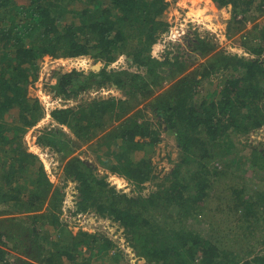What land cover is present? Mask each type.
Returning <instances> with one entry per match:
<instances>
[{"label": "trees", "instance_id": "1", "mask_svg": "<svg viewBox=\"0 0 264 264\" xmlns=\"http://www.w3.org/2000/svg\"><path fill=\"white\" fill-rule=\"evenodd\" d=\"M24 1L0 0V61L5 63L0 66V200L12 196L15 201L24 197L20 194L21 186L13 185L14 182L36 164L38 172L35 190L29 199L20 198L14 208H0V264H12L6 260L11 248H3L8 247L7 243L20 252L25 251L26 242L20 240L22 237L35 245L39 253L36 259L46 264H64V254L73 264H82L90 256L87 255L85 261H78L77 252H81L85 246L94 249V242L85 240V237L89 241L95 239L94 234L88 232H81L70 243L60 242L51 247L47 234L44 235L46 243L40 239L36 225L42 220L43 223L49 221L56 230L63 226L57 211L62 202L61 191L54 187L39 157L29 151L22 141L26 129L36 124L43 115L39 101L27 96L26 84L30 73L34 79L38 77L39 62L47 54L54 57L90 55L104 64L98 72L92 71L89 75L77 69L60 72L55 85L59 94L70 96L75 92L74 86L83 90L93 83L103 85L109 81L127 91L129 98L125 101L115 97L100 98L77 107L67 105L55 108L51 112L54 119L68 124L76 134L86 132L88 137L96 136L102 132L106 122H112L109 124L112 127L101 133L104 139L100 142L107 148L106 164L110 165L111 170L133 179L139 188L146 181L157 179L152 172L150 159L145 156L138 159L136 156L144 145L158 141V132L151 128V123L140 120L144 112L137 106L144 100H149L148 103L161 112L168 128L176 134L177 145L188 156L184 161L199 165L198 170L192 171L190 167L186 170L189 172L185 177L188 180L183 183L182 162H178L160 181H153L155 187L148 196L139 194L129 197L107 187L104 180H100V186L95 185L92 181L93 171L81 158L71 156L64 169L67 176L79 182V209L94 206L99 213H108L120 220L132 238L139 241L134 245L142 250L151 264H264L263 249L256 251L255 248L258 240L249 242L248 248L220 247L201 230L185 231L184 225H158L155 218L151 220L145 215L150 213L148 208L159 206L164 200L179 204L180 214L184 213L185 216L196 214V211L202 213L204 206L199 204V200L215 199L207 191L212 186L210 178L228 176L225 184L233 187L231 196L234 198L225 199L227 209L238 211L237 208H243V226L250 228V234L253 233L251 226L254 222L264 227V188H257L254 192L239 177L244 171L252 169L254 176L257 175L255 178H259L264 169V151L255 149L252 155L236 158L233 170L229 163L226 168L227 162L223 160L232 147V140L225 139L229 128L247 133L264 124V112L258 107L264 93V25L256 22L264 14V0H212L219 8L232 7L237 24L233 23L230 31L245 29L247 21L254 22L249 35L258 39L251 47L257 58L221 54L203 71L199 67L189 70L184 61L158 62L152 53L153 46L159 41L157 31L165 32L169 26L168 22L159 19L168 7V0ZM201 41L200 47L205 53L213 50L214 47L208 46L205 40ZM125 63L136 65L137 70L126 69ZM162 63H171L170 75L175 77L180 73L181 76L168 88L155 94L154 86L162 85L157 71ZM99 67L100 64L94 65L96 69ZM139 69H144V72ZM221 69H228L230 77L215 88L220 97L202 99L201 111L198 112L197 105H192L191 100L193 93L199 91L200 79H206L212 71ZM146 75H152V81L147 80ZM93 76L96 78L93 79ZM21 78L23 83L20 82ZM14 108L19 109V114L8 119L6 114ZM252 109L260 113L246 123L249 116L244 112L250 113ZM120 120L123 122L114 125ZM38 141L60 149V141L58 143L52 134L41 135ZM220 159L224 162L221 169L214 165ZM192 190H195L193 194ZM223 198L221 196L217 200L222 201ZM45 199L48 203L43 209L42 200ZM218 207L223 208L220 203ZM23 212L27 216L18 219L27 218L31 222L24 223L27 226L16 235L17 224L10 225L7 221ZM181 216L184 217L183 214ZM137 233L139 237H136ZM5 238L9 239L8 242ZM96 247L101 248V245L96 244Z\"/></svg>", "mask_w": 264, "mask_h": 264}, {"label": "rangeland", "instance_id": "2", "mask_svg": "<svg viewBox=\"0 0 264 264\" xmlns=\"http://www.w3.org/2000/svg\"><path fill=\"white\" fill-rule=\"evenodd\" d=\"M25 2L24 0H17ZM86 2V0H84ZM167 2V1H166ZM172 2V4H171ZM168 2V7L166 11L159 17L160 20H165L168 22V29L163 32L158 30L159 41L153 46L152 53L158 62H165L170 60V62L178 60L184 61L188 66L189 70H193L195 67H199L203 71L212 62L217 61L221 54H227L229 56H240L244 58H257L253 54L251 47L255 46L258 41L256 38H252L249 35V31L252 28L254 22L247 21L245 29L242 30H232L231 25L237 24L232 12V7H217L211 0H171ZM185 2V3H184ZM196 2L201 8H195ZM207 2V3H206ZM78 4V3H76ZM76 4H74L75 8ZM193 5V9L186 6ZM207 4V8L205 5ZM84 5V4H83ZM175 11H178L174 13ZM196 18V21L191 23L190 18ZM186 18L188 21L187 26ZM239 18V16H237ZM171 21V22H170ZM256 22L259 25H264V14L260 15ZM185 24V25H181ZM184 27L182 33L179 30ZM205 40L208 46L214 47L211 52L205 53L201 49L202 41ZM247 42V43H245ZM146 54V53H145ZM264 59V54L262 55ZM1 62V61H0ZM39 73L37 78H33L30 73L29 82L26 84L27 96L31 99H37L42 106L43 115L38 120V122L26 129L24 132L22 141L24 146L35 153L39 157V162L43 164L48 176L53 181L54 187L61 191L62 202L59 204L60 208L57 210L60 213V220L62 227L60 229H54L53 225L46 221L36 222L38 230L40 232L39 237L43 241L44 235H48L47 241L50 243L51 247L53 244L70 243L75 236H78L81 232H88L94 234L95 239L89 241L88 237H85L87 242H94L93 248L85 246L81 252H77L76 259L78 261H85L86 256L89 255V259L82 264H151L145 255L142 254V250L137 249L134 245L135 242L139 244V241L132 238V235L127 232L126 227L120 220L114 219L113 215L101 214L95 207H88L87 209H79V201L81 199V194L78 189L79 182L71 176H67L64 166L71 156H78L82 159L83 163L88 166L93 171L92 181L95 185L100 186V180L106 182L107 187H112L115 192L129 197L142 195L148 196V194L154 189L155 184L153 181H160L166 172L173 170L174 166L178 162H182V182H186L188 179L189 172L186 171L189 167L192 171L198 170L199 165L196 162L188 163L184 161L188 158L187 154L180 150L176 143V134L173 130L169 129L167 122L161 112H158L148 103L149 100H144L137 107L143 109V116L140 120H147L151 123V128L158 132V141L154 144H146L144 148L137 152V158L142 156L150 159L152 165V172L157 175V179L153 181H146L139 188L133 179L126 177L116 171L111 170L110 165H107L106 161L108 157L106 156L107 148L101 145V136L104 134L105 130L112 127L111 123H105L102 127V132L96 136L88 137L86 132L81 135L76 134L74 130L67 124H63L58 120L54 119L51 112L55 108L71 106H80L82 104L88 103L94 99L100 98H111L115 97L118 99H123L124 101L129 98V95L125 89H121L113 81L104 83L103 85H97L93 83L89 88L79 89L78 86H74V94L70 96H64L59 94L55 88L58 82V74L62 71H68L72 69L82 70L87 75L92 71L98 72L102 67L103 63L101 61H96L90 55H79V56H69V57H54L49 54L44 55L39 62ZM4 61L0 63L3 66ZM100 64L99 69L94 68V65ZM125 68L136 71V65L125 63ZM161 65V66H160ZM157 67V71L160 74V80L162 85H155V94H158L163 89H166L174 82L177 77L181 74H177L175 77L170 75V70L173 66L171 63L160 64ZM25 70H28L26 65H23ZM144 72L142 69H139ZM233 70V68H232ZM228 69H221L220 71H212L210 77L206 79H200V86L198 87V92L193 93L192 105L196 106L198 112L201 111V100L209 97V100L218 99L220 97L219 93L215 92V88L221 86L224 79L230 77ZM145 74V73H144ZM147 80L152 81V75L145 76ZM96 77L93 76V79ZM20 82L23 83L24 80L21 78ZM126 104V103H125ZM137 107L135 109H137ZM258 107L259 110L264 112V93L262 98L259 100ZM19 109L14 108L6 114V117L13 118L19 114ZM260 112L252 109L250 113L244 112L249 118L246 119V123L257 117ZM253 114V115H252ZM10 115V117H9ZM127 116V115H126ZM125 118V117H124ZM83 122L86 123V120ZM123 120L116 121L115 124H119ZM109 126H108V125ZM113 125V126H114ZM108 130V129H107ZM228 136L225 139L232 140L231 153L228 152L227 157L223 156V160L227 162L226 168L231 164V169L234 167V162L238 157H244L252 155L256 149L258 152L264 151V124L256 129H250L247 133L233 131V128H229ZM103 133V134H101ZM44 134H52L53 138L60 141L59 147L57 149L50 143H41L38 138ZM92 137V138H91ZM89 139V140H87ZM226 141V140H225ZM145 143V142H144ZM239 147V148H238ZM238 148V149H237ZM65 155L66 157L64 158ZM222 159L215 162V166L219 169L224 167V162ZM104 163H103V162ZM38 163V164H40ZM229 163V164H228ZM233 170V169H232ZM248 170V169H247ZM254 170L249 169L244 171V174L239 176L241 181L246 182L247 186L256 191L257 188H264V169L262 174L255 178ZM38 165L30 168L26 171L24 175L14 182L13 185L21 186V196L18 199L12 198V196L4 198V201L0 200V208H14L15 202H18L20 198L23 200L29 199L31 192L35 190L34 184L37 177ZM211 177V176H210ZM239 178V181H240ZM227 177L212 176L210 178L211 187L207 188V191L215 197V199H208L202 202L199 200V204L203 205L202 213L190 214L185 216L184 213L182 217L180 214L181 207L176 202H169L164 200L159 206H151L148 208L150 213L148 215L151 220L156 219L158 225H170L178 227L184 225L185 231L189 230H201L202 233L209 234L212 241L218 244L220 247L231 246V247H249V242L253 243L254 240H258L256 251L260 248L264 251V240L263 233L264 227L261 224H254L251 226L253 233L250 234V228L243 226L244 218L242 216L243 208H237L238 211H230L227 209L226 200L233 199L231 196L233 192V187L229 184H225ZM231 184V183H230ZM99 189V187H96ZM17 193L18 191L15 190ZM14 192V193H16ZM192 194L195 190L191 191ZM63 193V195H62ZM224 196V200H217L218 197ZM43 209L47 206V199L42 200ZM221 201V202H220ZM218 203L223 207L222 209L218 207ZM136 208V207H135ZM182 212V211H181ZM15 214V213H10ZM10 216V215H9ZM16 218L8 220L7 222L12 225L17 224L18 230L15 229L18 234L27 224H30V220L18 219L20 216L26 217L27 215L23 213L15 214ZM13 217V216H12ZM177 227V228H178ZM23 231V230H22ZM142 234V231H140ZM140 234L137 233L136 237ZM43 237V238H42ZM79 239V238H77ZM8 242L9 239L5 238ZM26 242V248L24 252H20L13 247L11 243H7L3 247L8 250V256L6 260L12 264H46L36 259L39 256L38 251L34 248L35 245H31V241L20 239ZM262 240V241H261ZM46 243V240H44ZM109 242V244H107ZM261 243V244H260ZM96 244L101 245V248L96 247ZM45 245V244H44ZM95 246V247H94ZM45 247V246H44ZM94 250V253H93ZM88 257V256H87ZM59 259V258H57ZM89 260V261H88ZM62 261L64 264H73L69 256L63 255Z\"/></svg>", "mask_w": 264, "mask_h": 264}, {"label": "crops", "instance_id": "3", "mask_svg": "<svg viewBox=\"0 0 264 264\" xmlns=\"http://www.w3.org/2000/svg\"><path fill=\"white\" fill-rule=\"evenodd\" d=\"M186 1H193V0H185V2ZM206 1V0H205ZM168 2L170 3L171 2V0H168ZM184 2V3H185ZM211 2L213 3V1L211 0ZM207 3V2H206ZM171 4H172V2H171ZM186 6H188V7H190L191 8V11H192V9H193V5H188V4H185ZM215 5V4H214ZM194 7L195 8H201L199 5H198V3L196 2V5H194ZM205 8H207V4L205 5ZM176 12H178V11H175L174 13H176Z\"/></svg>", "mask_w": 264, "mask_h": 264}, {"label": "built area", "instance_id": "4", "mask_svg": "<svg viewBox=\"0 0 264 264\" xmlns=\"http://www.w3.org/2000/svg\"><path fill=\"white\" fill-rule=\"evenodd\" d=\"M187 15H188V14H187ZM188 17L190 18L191 23H193V22L196 21V18H191L190 15H188ZM183 19L186 20V18H183ZM188 21H189V20H186V25H185V24H181V25H182V26H183V25L187 26ZM170 22H171V21H170ZM187 29H188V28H187ZM187 29H184V27H182V28L179 30V32L182 33L184 30H187Z\"/></svg>", "mask_w": 264, "mask_h": 264}]
</instances>
